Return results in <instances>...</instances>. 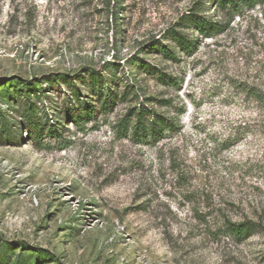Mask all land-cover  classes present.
I'll return each mask as SVG.
<instances>
[{
    "label": "rangeland",
    "instance_id": "rangeland-1",
    "mask_svg": "<svg viewBox=\"0 0 264 264\" xmlns=\"http://www.w3.org/2000/svg\"><path fill=\"white\" fill-rule=\"evenodd\" d=\"M215 2L0 0V264H264V1L235 14ZM195 8L219 24L211 36L181 26ZM91 72L114 92L103 111ZM30 105L57 130L39 143ZM141 106L170 130L121 129ZM225 218L259 227L237 241Z\"/></svg>",
    "mask_w": 264,
    "mask_h": 264
},
{
    "label": "trees",
    "instance_id": "trees-1",
    "mask_svg": "<svg viewBox=\"0 0 264 264\" xmlns=\"http://www.w3.org/2000/svg\"><path fill=\"white\" fill-rule=\"evenodd\" d=\"M216 5L219 8L223 9L226 13H239L243 8H252L255 5L262 3L264 0H215ZM182 27H191L196 32L201 34L203 37H209L214 32L219 29V24L213 22L209 18L203 16L199 13V9L195 8L192 11L183 14L180 18ZM171 42L175 45H178L183 52H191L193 50L195 39H189L187 35L183 34L180 30H171L169 33ZM159 51V53L165 57V59L175 60L177 59V55L174 51H172L168 46H163L161 44L156 43V46L153 47ZM108 70L109 67L105 66L103 70ZM153 73L157 74L159 79L164 83H175L174 77H168V75L162 73L161 71H157L153 67ZM110 71V69H109ZM110 77L113 78L111 72L109 73ZM100 73L91 72L89 74L87 85L92 92V95L96 96V101L99 104L100 111H103L106 107L112 106L114 102V92L108 88H105L104 82L101 79ZM169 80H168V79ZM86 82V81H85ZM64 85L71 87V95L75 98L78 106L80 107V111L85 116H89L90 113L95 112V107L91 104L87 106L83 104L79 100V90L73 82L63 79ZM23 89L26 92V96L30 97L31 92V82L26 81L23 84ZM106 90V91H105ZM254 96L261 105L264 106V94L260 90L254 91ZM25 119L27 122L26 127L30 129L32 138L35 142L39 143L40 136L43 134V131L49 129V133H56V128L48 127V120H45V123H41V120L38 118L37 111L33 108L32 105L28 106L26 109ZM149 117H152L149 120ZM74 119V118H73ZM75 125H78V120L74 119ZM121 129L123 128L125 131L131 127L132 136L137 138L138 140L145 139L147 140L148 136L155 134H163L165 131L170 130V127L173 125L170 120H166L162 117V115L156 114L154 111L146 108L145 106H141L134 110H129L128 117L121 121ZM131 125V126H130ZM48 127V128H47ZM164 131V132H162ZM58 143H62L59 141ZM225 222L222 224V228L224 232L230 237L234 238L237 241L244 240L254 234L259 225L251 220H246L243 222H232L229 219L225 218Z\"/></svg>",
    "mask_w": 264,
    "mask_h": 264
}]
</instances>
